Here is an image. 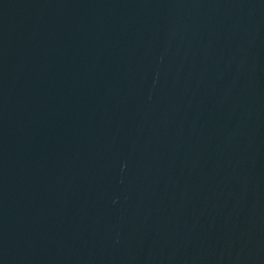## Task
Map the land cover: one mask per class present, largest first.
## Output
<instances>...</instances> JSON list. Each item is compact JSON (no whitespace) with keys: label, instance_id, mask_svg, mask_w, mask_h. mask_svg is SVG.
<instances>
[{"label":"water","instance_id":"obj_1","mask_svg":"<svg viewBox=\"0 0 264 264\" xmlns=\"http://www.w3.org/2000/svg\"><path fill=\"white\" fill-rule=\"evenodd\" d=\"M0 264H264V0H0Z\"/></svg>","mask_w":264,"mask_h":264}]
</instances>
